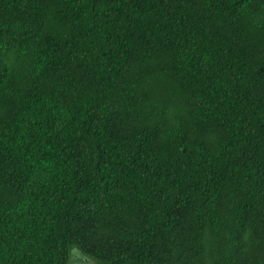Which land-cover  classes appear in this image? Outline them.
Segmentation results:
<instances>
[{"label":"trees","instance_id":"1","mask_svg":"<svg viewBox=\"0 0 264 264\" xmlns=\"http://www.w3.org/2000/svg\"><path fill=\"white\" fill-rule=\"evenodd\" d=\"M0 264H264V0H0Z\"/></svg>","mask_w":264,"mask_h":264}]
</instances>
